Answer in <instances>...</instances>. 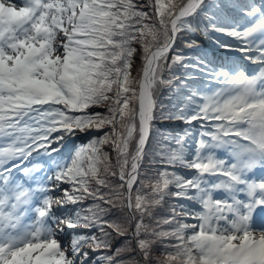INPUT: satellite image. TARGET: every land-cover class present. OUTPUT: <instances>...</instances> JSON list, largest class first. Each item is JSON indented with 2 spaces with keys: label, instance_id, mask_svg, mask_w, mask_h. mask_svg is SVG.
Masks as SVG:
<instances>
[{
  "label": "snow or ice",
  "instance_id": "obj_1",
  "mask_svg": "<svg viewBox=\"0 0 264 264\" xmlns=\"http://www.w3.org/2000/svg\"><path fill=\"white\" fill-rule=\"evenodd\" d=\"M0 264H264V0H0Z\"/></svg>",
  "mask_w": 264,
  "mask_h": 264
},
{
  "label": "trees",
  "instance_id": "obj_2",
  "mask_svg": "<svg viewBox=\"0 0 264 264\" xmlns=\"http://www.w3.org/2000/svg\"><path fill=\"white\" fill-rule=\"evenodd\" d=\"M238 2L240 3H244L247 2V0H238ZM257 3L260 2V0H256ZM207 38V37H206ZM197 44H198V48L196 50H185V54L189 55V56H206L208 59L212 60L214 62L215 65H220V64H229L232 62L233 58L236 56V54H230V55H225V51H223L222 49L217 48L210 39L207 38V41H201L199 40V38L197 37ZM181 48H183V45H181ZM217 50H222L223 52L221 54L219 53H215V51ZM139 66V64H138ZM241 67H247V65L245 63L241 64ZM134 74H135V69H134ZM193 75H195L198 79H200L201 77L199 76V73H193ZM169 93L167 91L163 92V97L165 98V103H167V97H168ZM164 126L172 128V127H177V129H167L165 127H162L160 129V131H162L164 133V135H176L179 131V129H181L182 126H184L183 124L176 122V123H167ZM183 129V128H182ZM88 137H80L79 139L76 140V143H86L87 142ZM153 147H155V141L153 142Z\"/></svg>",
  "mask_w": 264,
  "mask_h": 264
},
{
  "label": "rangeland",
  "instance_id": "obj_3",
  "mask_svg": "<svg viewBox=\"0 0 264 264\" xmlns=\"http://www.w3.org/2000/svg\"><path fill=\"white\" fill-rule=\"evenodd\" d=\"M138 64H139V61H137V66H138ZM164 127L167 128V129H172V130L177 129V127H172V128H169V127H166V126H164ZM182 128H184V126H182L181 129H179L178 133H180V132L183 131ZM160 134H163L164 135V133L162 131H160ZM158 138H159V136L157 137V139Z\"/></svg>",
  "mask_w": 264,
  "mask_h": 264
}]
</instances>
